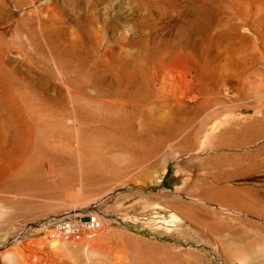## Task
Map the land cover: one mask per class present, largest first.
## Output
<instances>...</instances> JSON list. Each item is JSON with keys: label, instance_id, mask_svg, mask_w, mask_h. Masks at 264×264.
Returning <instances> with one entry per match:
<instances>
[{"label": "rangeland", "instance_id": "obj_1", "mask_svg": "<svg viewBox=\"0 0 264 264\" xmlns=\"http://www.w3.org/2000/svg\"><path fill=\"white\" fill-rule=\"evenodd\" d=\"M1 1L0 99L52 95L56 147L14 170L18 141L0 145V264H264V0ZM218 123L211 152L187 155L185 131ZM76 141L81 156L58 148ZM75 207L99 213L96 235L48 240Z\"/></svg>", "mask_w": 264, "mask_h": 264}, {"label": "bare ground", "instance_id": "obj_2", "mask_svg": "<svg viewBox=\"0 0 264 264\" xmlns=\"http://www.w3.org/2000/svg\"><path fill=\"white\" fill-rule=\"evenodd\" d=\"M144 2H149L150 0H143ZM142 1V2H143ZM155 6L152 4V6L154 7H163L162 5V2L163 1H167V0H151ZM2 3H5L6 1L5 0H2L1 1ZM56 9V8H55ZM87 11V10H86ZM221 12V11H220ZM10 14L9 13H5L4 15H2L0 13V35H2V28L5 26L4 25V22L9 19H11V16H9ZM154 16V15H153ZM157 17V16H156ZM54 18V17H53ZM51 22V21H50ZM154 22V21H153ZM195 22V21H194ZM142 27V26H141ZM73 28V27H72ZM128 32H131V33H135V34H142L144 33L146 30H144V28H139V27H136V28H133V27H129L126 29ZM194 31V30H193ZM158 32V31H157ZM195 33V32H194ZM78 34V33H77ZM84 34V33H83ZM76 36V35H75ZM90 36V35H89ZM154 36V35H153ZM160 37V36H159ZM207 38V37H205ZM92 40V39H91ZM41 41V40H40ZM44 41V40H43ZM77 41V40H76ZM62 42V41H61ZM140 43V42H139ZM173 43V42H171ZM78 44V43H77ZM126 44V43H125ZM13 45V44H12ZM134 45V44H133ZM64 48V47H63ZM79 48V47H78ZM144 48V47H143ZM204 49V48H203ZM2 50V49H0ZM12 51L14 53H20V48H18L16 45L12 47ZM112 51V50H111ZM115 52V51H114ZM3 54V53H2ZM22 54V53H21ZM50 56V55H49ZM76 59V58H75ZM26 65V64H25ZM239 67V66H238ZM13 68H17L15 65L13 66ZM29 70L32 69L31 67V63H30V67H28ZM49 69V68H48ZM50 70V69H49ZM75 70V69H74ZM205 70V69H204ZM47 68H45V66H42L41 68V72L44 73L46 76L45 78L40 82L42 83L41 85L44 86V88L46 89L48 95L51 93V79H50V76H49V73L47 72ZM33 72V71H32ZM40 72V73H41ZM177 72V71H176ZM76 73V72H75ZM132 73V72H131ZM29 74L31 76H29L30 80H32L33 78L36 79L37 77L34 75L33 77V74L31 73V71H29ZM167 74V72L165 73V75ZM174 74H177V73H174ZM192 74V73H191ZM171 75V74H170ZM170 75H166L167 76H170ZM178 75V74H177ZM173 76V75H172ZM171 76V78H173ZM22 77V76H21ZM44 77V76H43ZM20 78V77H19ZM39 78V77H38ZM165 79V76L163 77ZM170 78V77H168ZM182 77L178 78L179 80L181 79ZM23 80L25 79L24 77L22 78ZM167 79V78H166ZM165 79V80H166ZM176 79V78H174ZM173 79V80H174ZM163 80V79H162ZM164 80V81H165ZM170 81V79H167ZM166 80V81H167ZM179 80H177L179 82ZM190 80V79H189ZM224 80V79H223ZM33 81V80H32ZM31 81V82H32ZM36 81V80H35ZM163 81V82H164ZM23 82V81H22ZM174 82V81H173ZM167 83V82H166ZM169 83V82H168ZM167 83V84H168ZM38 84L39 82L37 83V87H38ZM167 84L165 85V82H164V86H167ZM40 85V86H41ZM35 87V86H34ZM33 87V88H34ZM163 87H161L162 89ZM169 88H171L169 86ZM20 88H15V87H9L8 86V90L6 91L7 94H9L8 96L6 97H2V102H3V108H0V145L2 147H6L8 148V146H14L12 144V142H15L17 143L18 141V145L20 146L21 150L20 152L22 153V156L20 159H15V161H13V164L11 165L12 168L15 170V168H21L25 165L28 164V162L32 161V160H36L37 158L40 159V155H42L43 153H45L46 150H51V148L53 147H56L55 146V143H54V138H53V135H54V131H53V116H54V113H53V108L51 107L52 106V95L49 97L47 96L46 98V101H43L45 102V105H43V108L39 109L37 111V108L35 110V108H32L30 107L25 99H23V96L21 97V95L23 94V92L20 90H18ZM164 89L166 90V87H164ZM163 89V90H164ZM194 89V88H193ZM69 91H72L70 88H68ZM168 90V89H167ZM171 90V89H170ZM32 91V90H31ZM74 91V90H73ZM190 90H188L187 93H189ZM192 91V89H191ZM190 91V92H191ZM198 91V90H197ZM53 92V91H52ZM196 92V91H195ZM5 93V95H6ZM70 93V92H69ZM184 93V92H182ZM190 94V93H189ZM192 94V93H191ZM46 95V94H45ZM78 95V94H77ZM174 95V94H173ZM180 95V94H179ZM11 96V98H9ZM27 96V94H26ZM70 97V96H69ZM75 97V95L73 96ZM188 97V96H187ZM1 98V97H0ZM44 98V100H45ZM173 98V96H172ZM175 98V97H174ZM189 98V97H188ZM168 99V98H167ZM169 99H171V97L169 96ZM31 100V99H30ZM174 100V101H173ZM194 100V99H192ZM33 101V100H32ZM68 101V100H67ZM71 101V99H70ZM191 101V99H190ZM191 103V102H190ZM189 103V104H190ZM198 104V103H197ZM201 104V103H199ZM192 105V104H191ZM195 105V104H194ZM193 105V107H195ZM165 108H173V107H177V108H185L187 109L186 107H189V105L186 104H183V102L181 103L180 100L178 99H172V100H169L167 103L165 102L164 104ZM190 108V107H189ZM197 108V106L195 107ZM84 110V109H83ZM189 110V109H188ZM192 111V110H191ZM94 115V114H93ZM72 121V120H71ZM221 123V122H220ZM220 123L216 124L215 126L213 127H209L207 126V134L204 135L203 137H200L199 139V133L201 130H203V126L202 124L200 125H195L194 128H190V131L192 129V132H186V134H184V140H186L188 142V145L185 147H182V148H185V152L187 155H198L200 152L199 151H196L194 149V146H198L200 147V151L202 152H207V151H210L212 149V144H213V137L215 135V132H216V128L220 125ZM187 126V125H185ZM184 126V129L186 128ZM79 129V128H78ZM40 131H43L44 132V139H40L38 137V135L40 134ZM182 133V132H181ZM40 136V135H39ZM199 140L201 141V143H199ZM16 145V144H15ZM73 144H70L69 142H63L62 144H59L58 145V148L60 146V149H61V153L63 155H66V157H72L73 156V153H78V155H82V150L84 149L81 142L80 141H76V146L73 148L72 147ZM17 146V145H16ZM195 147V148H196ZM198 147V148H199ZM14 148V147H13ZM12 149V148H11ZM56 149V148H55ZM13 150V149H12ZM88 150V149H87ZM3 152V151H2ZM1 152V153H2ZM89 152V150L87 151ZM211 152V151H210ZM209 153V152H208ZM3 154V153H2ZM5 154V153H4ZM46 154V153H45ZM52 154V153H51ZM54 154H55V150H54ZM61 154V155H62ZM99 154V159L103 157V153H102V150L101 148H99V152L97 151L96 155ZM87 155V154H86ZM85 155V156H86ZM208 156V154H207ZM60 157V156H59ZM42 159L44 160V164L46 165V167L49 166V164L52 162H54L52 156L50 155H47V156H43L42 155ZM8 166V165H7ZM48 169V168H47ZM17 171V170H16ZM164 174V172L161 174L160 177H162V175ZM208 180V177L207 176H197V178L195 179V181L193 182V185H197L199 184V182L201 181H207ZM80 194L79 193H71V198L72 199H77V197H79ZM197 199L199 200H202V201H207L206 198L204 196H200L198 195L196 197ZM102 201V198L99 199V201ZM96 201H94L93 203H95ZM74 206V204H73ZM92 206V205H91ZM90 208V207H89ZM88 208V209H89ZM80 209V208H74V212H76V214H78L79 212H82V211H79L77 212V210ZM81 210H84V208L82 207ZM92 212H95L96 214H98V217H99V220H100V225L102 224L101 222V219H100V216H99V213L96 212V211H92ZM84 214V213H82ZM105 226V225H104ZM104 230V229H103ZM99 231V230H98ZM97 233V232H96ZM96 235V234H95ZM84 238H82L83 240ZM92 239V238H90ZM90 239H86V240H90ZM55 246V245H54ZM119 255V254H118ZM113 256V263L115 264H119L118 261H117V256L116 254H113L111 255ZM110 257V256H109ZM117 262V263H116Z\"/></svg>", "mask_w": 264, "mask_h": 264}, {"label": "built area", "instance_id": "obj_3", "mask_svg": "<svg viewBox=\"0 0 264 264\" xmlns=\"http://www.w3.org/2000/svg\"><path fill=\"white\" fill-rule=\"evenodd\" d=\"M44 226L47 228L45 236L50 241L90 239L101 227L95 212L82 211L76 214L72 210L55 214L47 219Z\"/></svg>", "mask_w": 264, "mask_h": 264}]
</instances>
